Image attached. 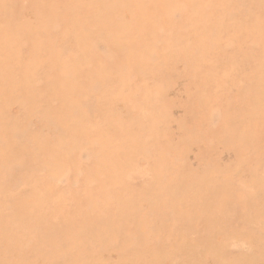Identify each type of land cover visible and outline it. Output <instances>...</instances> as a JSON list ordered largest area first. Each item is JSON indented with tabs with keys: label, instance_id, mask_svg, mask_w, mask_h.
<instances>
[{
	"label": "rangeland",
	"instance_id": "rangeland-1",
	"mask_svg": "<svg viewBox=\"0 0 264 264\" xmlns=\"http://www.w3.org/2000/svg\"><path fill=\"white\" fill-rule=\"evenodd\" d=\"M0 264H264V0H0Z\"/></svg>",
	"mask_w": 264,
	"mask_h": 264
}]
</instances>
